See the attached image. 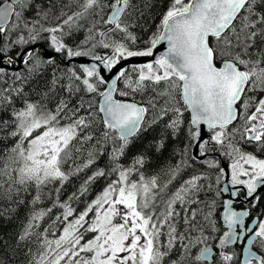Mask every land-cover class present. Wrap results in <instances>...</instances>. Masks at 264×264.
I'll use <instances>...</instances> for the list:
<instances>
[{"label": "snow or ice", "instance_id": "obj_1", "mask_svg": "<svg viewBox=\"0 0 264 264\" xmlns=\"http://www.w3.org/2000/svg\"><path fill=\"white\" fill-rule=\"evenodd\" d=\"M32 3L0 5V63L27 66L13 74L8 88H0V106L11 105L14 94L24 97L16 82L39 96L23 99L10 121H0V130L10 129L0 144L12 139L0 148V203L9 205L0 215L14 212L10 205L24 204L22 195L31 194L33 205L13 252L32 237L39 221L60 209L52 227L59 223L62 231L48 239L51 228H45L40 250L25 254L27 264H165L172 255L176 258L169 264H264V209L252 217L264 202V0H161L159 24L142 48L135 47L137 37L130 30L138 19L133 0H47L28 19ZM74 5L78 10L68 15L65 9ZM82 21H90L87 36L70 46L67 39ZM39 41L47 51L36 49ZM95 49L110 54H92ZM90 54L91 62L69 66ZM133 58L150 59L130 69L121 66ZM60 63L66 69L56 76ZM46 67L54 71L42 87ZM7 76L0 66V82L7 83ZM64 78L68 83L60 91L67 95L57 96ZM169 114L164 132L184 133L196 151L170 167L161 183L158 175L141 171L145 152L127 167L122 158ZM205 125L210 135L204 134ZM150 147L160 151L164 139ZM209 153L227 157L228 171L201 159ZM105 156L107 163L97 167ZM189 160L216 172L215 181L195 174L170 191ZM89 169L95 170L63 200L71 178ZM225 177L231 188L221 186ZM99 179L105 186L77 215L72 202ZM201 193L210 199L202 200ZM225 193L227 198L220 199ZM242 195L250 208L237 211L233 198ZM45 199L51 206L35 210Z\"/></svg>", "mask_w": 264, "mask_h": 264}, {"label": "trees", "instance_id": "obj_2", "mask_svg": "<svg viewBox=\"0 0 264 264\" xmlns=\"http://www.w3.org/2000/svg\"><path fill=\"white\" fill-rule=\"evenodd\" d=\"M3 0H0V3ZM61 3H67V0H59ZM161 0H133V3L137 6L138 12H137V22L134 27H132L130 30L132 33L137 37V44L135 47H143L144 42L148 39L149 36L152 35V32L156 30V26L159 24V16L158 13L160 12L159 4ZM145 4L153 5L151 7H145ZM47 0H33L32 6L26 10V18L31 19L35 17L37 6H46ZM78 10V8L74 5L71 8H66L65 11L68 15H70L73 11ZM139 11L143 12V17L139 18ZM59 14V8H57V15ZM66 18V17H64ZM57 21L50 20L48 23L54 24ZM11 23V22H10ZM83 27L79 31H73L72 37L70 39H67V42L70 46L75 47L76 45H79L81 41L85 39L87 36V27L89 26L90 21H82ZM117 40L123 39L122 36L117 35L115 37ZM36 49L40 50L43 48L47 49V45L43 41H39L37 44ZM87 48H91V44H88L86 46ZM92 54H110V50H103V49H95L93 50ZM10 55L15 58V51H11ZM91 55V54H90ZM89 55V56H90ZM59 59V57L57 58ZM17 64V63H16ZM14 65H7L4 64L6 67V70L8 72V76L5 78L7 80V83L0 82V88H8L9 85L13 82L12 76L16 71L9 70L8 67H13ZM71 66L79 67V65L72 64ZM27 66L23 65L21 69L17 71H25ZM132 66L128 67L129 69ZM66 69L65 63L59 64V70L55 72L56 76H61L62 73ZM54 69L51 67H46L44 71V75L40 78L41 80V86L43 87L44 82L50 81L53 75ZM26 74V73H25ZM67 79L64 78L61 80V82L57 85V91L56 95H64L66 96V92H61V88H66L67 86ZM15 86L17 88L23 87L24 91V97L21 98L19 96H15L12 100L11 105L3 107L0 106V121L9 120L11 119L10 113L12 112L13 108H20L23 106V99H29L32 101H36L39 99V96L37 95L38 90H34L33 88H30L28 85L23 84L22 82H16ZM120 87H123V83L121 82ZM163 87V85H161ZM151 94V93H149ZM136 100L140 99V96L137 95ZM131 99V97H129ZM48 106L50 108H54L55 104L53 102H49ZM150 120L153 118L150 114L148 117ZM190 118L188 113H185V121H187ZM171 119V114H169V117H166L163 121H160L156 124H153L149 130L143 134L142 138L137 140L135 143V146L129 149L127 152V155L122 158V163L125 165V167L130 166L133 160V157L141 152L146 153V160L147 163L141 168V171L146 177H151L153 175H158L160 177L161 183H163L168 177L166 173L168 172V169L170 167H174L175 165L181 163L182 158H188L191 157V147L192 145L189 144L187 137L184 133H181L180 135L176 137H172L169 134H166L164 132V125L168 123V120ZM185 128L188 127L187 123L184 125ZM8 130H0V138L5 137L7 135ZM164 139V147L160 151H156L155 148L150 147V145L156 143L160 139ZM12 142V139H6L4 140V144L10 145ZM4 144H0V148L4 146ZM187 147V152L185 153L184 150ZM247 151H251V148H246ZM220 156V158H217V155H214L210 158L205 157V159L212 160L214 162H219L220 166L221 163L224 161L227 164H230L231 161L223 156L221 153H216ZM107 163V157H103L99 160L97 167H104V165ZM190 166H184L181 165V172L177 177L172 181V183L169 185L170 191H175L176 188L180 186V184L183 183L184 180L188 179L190 176L195 174L204 173L206 176H208L213 182L216 179V172H214L212 169H210L206 164H203L202 162L198 161L196 163H192L191 160H189ZM222 167V166H221ZM95 169H89L85 173H81L79 176L72 177L71 181L66 184L62 199L67 200L69 196H71L73 193H76L79 189L81 183L88 175H91V172ZM133 179H138L137 175L133 176ZM203 183L207 185L209 183L208 179L203 180ZM222 183V180H221ZM105 186V180L99 179L97 180L90 188V191L88 193H85L78 201H73L72 206L77 209V215L79 211H82L87 203H89L92 199L95 198L96 195L99 194V192L102 190V188ZM213 187L215 188L216 185L213 184ZM32 198L31 194L28 195H22L21 199L25 200L24 204L20 205H10V207L15 208V211L12 213H7L4 215H0V261H3V264H27V260L30 257H27L25 254L31 250L33 254L37 253L41 245L39 243L40 234L44 233L45 228H51V232L47 233L48 239H54L55 236H58L60 231H62V228L59 223L55 225V227H52V222L55 220V217L59 212L60 209L54 210L51 217H45L42 221H39L40 227H37L34 230V234L32 237L24 242H21L19 250L17 252H13V248H16V237L17 235L22 231L24 226L27 223L28 217L30 216L31 212L33 211V205L30 203ZM202 200H209L210 197L204 195L201 193ZM50 203L47 199L41 201L37 206L35 210H40L43 208L50 207ZM5 207H9L6 202L0 203V210L4 209ZM55 234V236L53 235ZM88 238H91L90 236ZM7 242V247L5 246L4 242ZM176 256L172 255L170 258L166 259L165 264H169L170 259H175Z\"/></svg>", "mask_w": 264, "mask_h": 264}, {"label": "water", "instance_id": "obj_3", "mask_svg": "<svg viewBox=\"0 0 264 264\" xmlns=\"http://www.w3.org/2000/svg\"><path fill=\"white\" fill-rule=\"evenodd\" d=\"M4 2H5V0H3V1L0 3V5H2ZM8 2H11V0H8ZM10 22H11V18H10ZM35 47H37V45H35ZM43 49H44L45 51H47L46 48H43ZM148 59H150V58H133V59L127 61V62H123V61H122L121 66H124V67H127V68H128V67L133 66V65H135V64H139V63L146 62V60H148ZM89 62H91V55L88 56V57H78V58H75V59L73 60L72 64L80 65L81 63H89ZM0 66H2V67H6L3 63H0ZM22 66H23V65H22L21 63L17 62V64H16L15 66H13V67H8V69H9V70H12V71H17V70L21 69ZM69 66H70V65H69ZM203 132H204V134H205L206 136H207V135H210V133L208 132V129H207V126H206V125L203 126ZM195 151H196V149H195V147L192 145V147H191V154L193 155V154L195 153ZM219 157H220V156H219ZM201 159L203 160V159H205V157H203V158H201ZM227 165H229V164H227V163L224 162V161L221 163V166H222V167H226V171H228V169H227ZM228 178H230V177H225V178H223V181H222V183H221V186H226V187L231 188V185H227V184L224 183V180H225V179H228ZM225 194L228 195L227 193H225Z\"/></svg>", "mask_w": 264, "mask_h": 264}, {"label": "flooded vegetation", "instance_id": "obj_4", "mask_svg": "<svg viewBox=\"0 0 264 264\" xmlns=\"http://www.w3.org/2000/svg\"><path fill=\"white\" fill-rule=\"evenodd\" d=\"M214 155H217V158H220L219 155L216 154V153H209L208 154V158H210V157H212ZM243 191H246V190L245 189H242V192ZM227 196L228 195L224 194V196L221 197L220 199L227 198ZM233 200H234V208L237 211L245 210V209L250 208V204L248 203V198L245 197V196H243V195L240 196L239 199L233 198ZM262 209H264V202L260 203L259 207L252 211V217L255 218L256 215H257V213L260 212ZM249 223H251V221H249ZM237 251H239V249H237Z\"/></svg>", "mask_w": 264, "mask_h": 264}, {"label": "rangeland", "instance_id": "obj_5", "mask_svg": "<svg viewBox=\"0 0 264 264\" xmlns=\"http://www.w3.org/2000/svg\"><path fill=\"white\" fill-rule=\"evenodd\" d=\"M71 15V14H70ZM230 165V164H229ZM223 180V179H222Z\"/></svg>", "mask_w": 264, "mask_h": 264}]
</instances>
